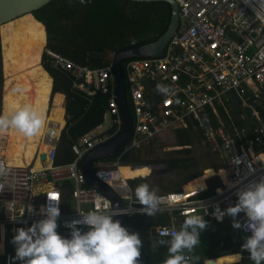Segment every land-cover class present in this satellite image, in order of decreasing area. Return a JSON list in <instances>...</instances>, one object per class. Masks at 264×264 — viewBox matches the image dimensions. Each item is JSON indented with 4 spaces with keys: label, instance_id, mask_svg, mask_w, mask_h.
<instances>
[{
    "label": "built area",
    "instance_id": "2783aa9c",
    "mask_svg": "<svg viewBox=\"0 0 264 264\" xmlns=\"http://www.w3.org/2000/svg\"><path fill=\"white\" fill-rule=\"evenodd\" d=\"M174 1L178 27L162 55L126 60L122 75L126 101L130 105L131 137L114 163L113 158L93 163L94 176L116 193L124 204L123 209L133 212L125 216L131 217L140 214L136 212L140 207L134 203L132 192L125 188L126 184L131 189L129 181L119 172L121 166H127L119 162L125 152L172 137L171 132L186 128L189 120L203 127L206 114L216 115L221 109L226 113L227 109L245 111L251 125L235 129L233 134L226 133L222 127L207 129V138L216 142L212 151L218 149L222 153L223 166L219 171H223L225 177L214 174L209 178H217L218 183L210 193L204 183L205 186L187 190L183 186L157 194L162 199L156 214L165 213L168 218V225L154 227L158 241L169 239L170 234L179 229L178 224L191 214L223 223L227 217L218 222L212 215L214 206L219 205L223 210L233 205L236 188H244L264 177V116L257 110L263 104L264 20L255 16L244 0ZM44 54L53 69L69 78L71 90L83 98L85 107L81 118L99 93L106 97V106L102 121L75 139L68 134L66 123L53 128L48 126L49 122L41 136L47 150L40 170L33 168L35 161L27 166L9 164L7 140L0 134V166L8 171L6 177H0V183L5 184L0 192V237L7 232L13 237L15 228H27L43 219L39 210L47 204L48 197L60 200L57 231L62 236L70 233L65 222L78 219L79 213L93 208L100 211L113 208L103 192L88 184L78 165L89 151L122 130L118 84L112 64L92 69L51 49L45 48ZM158 84L168 86L170 94H158ZM241 118L244 120L246 116ZM62 134L70 142L73 160L55 165ZM225 181L234 182L236 187L230 189ZM217 189H221L222 194H218ZM14 256L13 252L4 253L5 264H11L10 257Z\"/></svg>",
    "mask_w": 264,
    "mask_h": 264
},
{
    "label": "trees",
    "instance_id": "16d2710c",
    "mask_svg": "<svg viewBox=\"0 0 264 264\" xmlns=\"http://www.w3.org/2000/svg\"><path fill=\"white\" fill-rule=\"evenodd\" d=\"M32 16L45 28L47 49L49 48L60 54L62 53L70 60L82 66L86 65L90 68H102L108 64L106 59L104 60L102 53L103 50L117 53L124 48L154 42L164 34L170 22L171 7L167 2L159 1L134 2L131 0H83V2H81V0H73L72 5H68L66 0H53L40 9L32 12ZM63 19H65L66 22L62 27L60 25ZM54 27L57 28L58 35L64 39L66 43L65 45L68 46V51L67 49L53 45V32L51 31V28ZM134 40L137 42L133 43ZM69 47H71L72 50H70ZM45 57L46 55L43 54L41 66L52 79L51 94L58 92L65 95V100L67 102L66 114L68 134L75 139L78 136L89 132L91 129H94L100 123L99 120L104 113L106 97H103L104 100H100L101 98L97 100L96 97H93V102L89 111L81 118L83 111L82 104L84 102L83 98L71 90L70 80L61 72L52 69L50 65L46 63L47 59ZM125 63L126 61L121 64L122 74H124L123 69ZM262 99L263 104L259 106L257 110L260 115L264 116V95ZM70 104L72 105L71 107ZM127 107L130 109L129 103L127 104ZM220 111L222 112V109ZM207 115L208 113L206 116ZM245 125L250 126L251 123L246 120ZM208 126L216 127L217 122L215 120H213L212 123L208 122L205 129H202L197 126L195 120H189L186 128L176 129L171 132L176 146L189 147L182 148L173 153L171 152V154L175 153L179 155V157H183L182 159H179L175 155L174 157L163 160L146 161L138 155L139 150H135L127 153L125 152L119 158L121 165H127L121 166L119 170L124 175L126 181H128L129 179L146 177L159 173V169L155 165H164L168 174L172 175L181 174L179 165H182V169L184 170H193V168L200 165L202 167L200 168L199 173L193 174L192 172L189 175L187 174L180 177L176 189L178 190L183 186L184 189L195 186H205V179L203 176L205 172L196 179H194V177L200 174L202 170L208 168H213L215 170L219 169L221 166L217 161L219 159L211 151L208 144L206 145V148H202V152L196 159H193V156L189 157V155L192 152L195 143H202L205 139L204 131ZM69 149L70 142L66 139L65 134H62L60 139V150L63 152L64 160H60V157L56 158V165L69 163L73 160ZM148 170H150V172H148ZM174 171L175 174H173ZM155 181L157 182L158 180ZM141 183H145V181L135 179L129 182L131 189H135V187ZM217 185L216 178L210 179L208 193H210L211 189ZM157 189H161L160 185L157 186ZM171 191L173 190L164 189L157 194L168 193ZM132 196L135 199L133 192ZM205 220L208 221V223L214 222L208 219ZM158 224L168 225V218L165 213H158L150 217L137 214L132 217H126L125 219V227L131 229L130 232H138L140 234V238L143 242L141 257L146 264H163V261L168 255L167 247L160 246L156 243L158 239L155 237L154 227ZM152 230L154 236L150 234V231ZM235 230L236 235L222 239L219 242L218 253L216 252V254H213L210 257H221L239 253L238 249L244 242L243 237L245 234L239 229ZM203 247H205V244ZM248 256L249 254H243V259L240 264H247L245 259H248ZM234 262L235 259L232 262L229 261L224 264ZM249 262L250 263L248 264H253L252 261L249 260ZM196 264H202V262Z\"/></svg>",
    "mask_w": 264,
    "mask_h": 264
},
{
    "label": "clouds",
    "instance_id": "9594fccd",
    "mask_svg": "<svg viewBox=\"0 0 264 264\" xmlns=\"http://www.w3.org/2000/svg\"><path fill=\"white\" fill-rule=\"evenodd\" d=\"M244 3L252 9L255 16L264 20V0H244ZM156 91L167 96L171 89L158 84ZM44 126L43 115L28 105L8 114H0V131L14 129L26 137H33L40 133ZM3 136L7 140L8 136ZM35 159L34 153L32 161ZM44 161H40L41 167ZM158 166L162 168V165ZM7 175V169L0 166V177ZM132 180L135 178L128 181ZM209 180L206 178L204 183L209 185ZM225 183L230 189L236 187L234 182ZM4 187L5 184L0 183V192ZM125 188L133 192L134 203L140 207L136 212L140 215L154 216L159 210L162 198L148 183H141L135 189H129L125 184ZM217 193L222 194V190L217 189ZM234 195L236 199L233 205L223 210L219 205H215L212 215L218 222L230 217L232 227L245 233L241 252L246 251L253 264H264V177L244 188H236ZM59 205V199L48 197L47 204L42 205L39 210L43 219L34 221L27 228L19 227L13 230L14 235L10 242L14 246L15 256L10 257L11 261H19L20 264H142L140 257L143 242L140 234L130 232L119 220L114 219L115 216L131 215L133 212L119 208H112L111 211L93 208L79 213L78 219L65 222V227L70 229L69 236L65 237L57 231ZM240 214H243V217ZM180 224V228L173 231L169 239L156 242L167 247L168 255L163 264H190L189 254L194 253V249L201 243V233L208 227L204 216L197 214L186 216ZM242 259L241 253L235 254V264H240Z\"/></svg>",
    "mask_w": 264,
    "mask_h": 264
},
{
    "label": "bare ground",
    "instance_id": "6f19581e",
    "mask_svg": "<svg viewBox=\"0 0 264 264\" xmlns=\"http://www.w3.org/2000/svg\"><path fill=\"white\" fill-rule=\"evenodd\" d=\"M0 42L4 77L1 114H8L28 105L45 119L44 128L33 137H26L17 130L9 129L6 157L9 164L27 166L35 153L33 168L40 170L38 155L47 150V146L41 143V135L49 122L63 124V110L60 108L58 95L54 97L52 117L48 120L51 79L40 66L46 42L45 29L30 14H23L0 27ZM119 172L125 179L120 170ZM231 257L220 260L229 262Z\"/></svg>",
    "mask_w": 264,
    "mask_h": 264
},
{
    "label": "water",
    "instance_id": "95a60500",
    "mask_svg": "<svg viewBox=\"0 0 264 264\" xmlns=\"http://www.w3.org/2000/svg\"><path fill=\"white\" fill-rule=\"evenodd\" d=\"M51 1L53 0H0V27L6 22H9L23 14H30L32 16V12L40 9L41 7L45 6ZM131 1L167 2L171 7V19L164 34H162L155 42L147 45H140L132 48L131 47L126 48L121 50L115 55L114 60L112 62V69L118 84L117 98H118L119 110L123 122L122 130L113 139L104 142L101 145L94 148L93 150L89 151L78 164L88 184L91 187L103 192L112 201V205L114 209L115 208L123 209L124 205L120 201V199L118 198L115 192H113L111 189H109L104 184H102V182L99 181L94 176L93 163L100 159L119 157L123 151V148L125 147V145L130 140L131 137L132 120L129 115L127 101L125 97V84L121 72V64L129 59L152 58V57L161 56L163 53V49L167 44L171 34H173L178 27L177 4L174 0H131ZM0 57L2 60L1 42H0ZM100 96H102L100 93L97 94V97ZM101 121L102 119H100V122ZM39 159L40 161H44L45 155L43 153L39 154ZM155 166L159 169L160 172L161 166L158 165ZM153 176H157V174L147 176L146 178L139 177L135 179L144 180V179H150ZM114 219L119 220L122 226L125 227L124 215L115 216ZM183 221L184 220H182L181 223H183ZM204 264H214V260L210 259L206 261Z\"/></svg>",
    "mask_w": 264,
    "mask_h": 264
},
{
    "label": "crops",
    "instance_id": "0c3cea01",
    "mask_svg": "<svg viewBox=\"0 0 264 264\" xmlns=\"http://www.w3.org/2000/svg\"><path fill=\"white\" fill-rule=\"evenodd\" d=\"M66 3L68 4V5H72V3H73V0H66ZM171 19V18H170ZM66 21H65V19H63V21H62V23H61V25L60 26H62L63 27V25H64V23H65ZM57 27V26H56ZM56 27H54V28H51V31L53 32V35L54 36H56L57 38H59V41L58 42H55L54 41V37H53V35H52V40H53V45H56V46H58V47H61V48H63V49H67V51H68V46L67 45H65L66 43H65V41H64V39L63 38H61L59 35H58V30H57V28ZM45 29V28H44ZM45 35H46V32H45ZM137 41L136 40H134L133 41V43H136ZM155 42V41H154ZM151 43H153V42H151ZM150 44V43H149ZM144 45H147V44H144ZM46 46H47V36H46V45L44 46V48H43V50L46 48ZM135 46H140V45H135ZM135 46H132V47H135ZM131 47V48H132ZM70 48V50H72V48L71 47H69ZM128 48H130V47H128ZM49 49V48H48ZM124 49H126V48H124ZM52 50V49H51ZM123 50V49H122ZM54 51V50H53ZM121 51V50H120ZM120 51H118V52H120ZM55 52H57V51H55ZM117 52V53H118ZM59 53V52H58ZM103 56H104V60L106 59V61L108 62V64L107 65H111L112 64V62H113V60H114V57H115V55L117 54V53H114V52H109L108 50H103ZM62 54V53H61ZM42 55H43V52H42ZM42 55H41V59H42ZM62 55H64V54H62ZM64 56H66V55H64ZM67 57V56H66ZM46 58V57H45ZM68 58V57H67ZM41 59H40V62H41ZM47 59V58H46ZM69 59V58H68ZM136 59V58H135ZM129 60H131V59H129ZM72 61V60H71ZM74 62V61H73ZM46 63H48L49 65H50V63H49V61H48V59L46 60ZM106 65V66H107ZM40 66H41V63H40ZM86 66V65H85ZM42 67V66H41ZM50 67L52 68V66L50 65ZM90 68V67H89ZM43 69V68H42ZM53 69V68H52ZM92 69H98V68H92ZM44 70V69H43ZM55 70V69H54ZM45 71V70H44ZM60 72V71H59ZM62 73V72H61ZM62 74H64V73H62ZM65 75V74H64ZM49 76V75H48ZM66 76V75H65ZM67 77V76H66ZM68 78V77H67ZM51 79V78H50ZM69 79V78H68ZM2 88H3V86H2ZM51 89H52V79H51ZM56 95H58V96H60V101H61V103H60V108H61V110H63V114H62V120H63V123H66V125H67V114H66V104H67V102H66V100H65V95L63 94V93H54V94H51V92H50V99H49V105L51 104V102H52V105H53V101H54V96H56ZM97 98V100L98 99H100V100H104L103 99V96H100V97H96ZM2 100V99H1ZM2 102H0V104H1ZM72 105L70 104V107H71ZM105 106H106V102H105V104H104V109H105ZM261 106V105H260ZM50 107V106H49ZM52 107V106H51ZM85 107V103L83 102V104H82V110H83V108ZM229 110V113L227 112H225V111H223L222 110V112L221 111H219L216 115H214V114H208L207 116H206V118H205V120H204V126L203 127H201L202 129H205V126H206V124H208V122L209 123H212V121L213 120H215L216 122H217V126L216 127H213V126H208V128L209 127H212V128H214V129H217V128H220V127H222L224 130H225V132L226 133H228V134H233L234 133V130L235 129H238V128H240V127H246V125H245V123H246V120H247V113L245 112V111H241V110H234V109H228ZM222 113H224V114H222ZM243 115H245L246 116V118H244V120L241 118V116H243ZM101 119V118H100ZM100 121V120H99ZM60 123H54V122H50L49 124H48V126H51L52 125V127L53 128H56V126L57 125H59ZM54 125V126H53ZM197 126H199L198 125V123H197ZM200 127V126H199ZM207 128V129H208ZM207 129L204 131V136H205V139L202 141V143H195V144H200L201 146H202V148H206V145L208 144L209 146H210V148H211V151H212V148L214 147V146H216V142H214L213 140H209L208 138H207V136H206V131H207ZM211 142H213L214 143V145L213 146H211ZM204 146V147H203ZM186 147V146H185ZM194 147V146H193ZM138 151V150H137ZM213 153H214V155L219 159V160H217L218 162H219V164L221 165L220 166V168L223 166V157H222V153L218 150V149H216V150H214V151H212ZM197 156L198 155H196V154H194L193 153V159H196L197 158ZM60 157V160H64V157H63V152L60 150V144H59V149H58V151H57V154H56V158H59ZM56 160V159H55ZM113 163H114V161H113ZM202 166H200V165H198L197 167H195V168H193V174H195V173H199L200 172V168H201ZM179 170H180V172L183 174V175H185L183 172H184V169H182V165H179ZM203 171V170H202ZM202 171H201V173L200 174H198V175H196V177H194V179H196L197 177H199V176H201L203 173H202ZM159 173H164L162 176H160V177H157V176H153V177H155V178H150V179H144L143 181H145V183H148L149 185H150V187H151V189H153V190H155V189H157V186L158 185H160V187H161V179H163V178H165L167 175H169L168 174V171H167V169L164 167V165H162V168H161V171L159 172ZM192 173V172H191ZM218 173V175L220 176V177H223L224 178V173H223V171H219V172H217ZM173 174H175V171L173 172ZM187 174H190V169H188L187 170ZM150 176V175H149ZM143 178H146V177H143ZM193 179V180H194ZM155 180H158L157 182L155 181ZM179 180L180 179H177V182H176V184H175V186L179 183ZM162 187H163V185H162ZM162 187H161V189L159 190V191H157V193H159V192H161V191H163L164 189H162ZM180 224H178V227L180 228ZM129 231H131V229H128ZM150 234L152 235V236H154V234H153V230L152 231H150ZM68 236V235H67ZM66 237V236H65ZM11 239H12V236L10 235V233L9 232H7V233H3L2 235H1V237H0V264H4V253H15V249H13V245H12V243L10 242L11 241ZM9 246H11V247H9ZM9 247V248H8ZM195 250V249H194ZM238 251H239V253H241V250L240 249H238ZM218 253V252H217ZM244 253H247V252H244ZM216 254V253H215ZM190 255V254H189ZM192 255H193V253L191 254V261H190V264H196V263H198V262H195V263H193L192 261H193V258H192ZM241 255H242V257H243V254L241 253ZM142 256V255H141ZM230 256H232L231 257V260H230V262H232L234 259H235V254H231V255H226V256H221V257H207V258H205L203 261H201L202 262V264H204L206 261H208V260H210V259H213L214 260V264H224V263H227V262H224V261H221L220 260V258H225V257H230ZM140 259H141V261H142V264H146L145 263V261H144V259L142 258V257H140ZM241 262V261H240ZM11 264H17V262L15 261V262H12ZM229 264H233V263H229ZM234 264H235V262H234Z\"/></svg>",
    "mask_w": 264,
    "mask_h": 264
},
{
    "label": "rangeland",
    "instance_id": "374dc122",
    "mask_svg": "<svg viewBox=\"0 0 264 264\" xmlns=\"http://www.w3.org/2000/svg\"><path fill=\"white\" fill-rule=\"evenodd\" d=\"M46 45V42H45ZM44 52V51H43ZM3 73V71H2ZM4 81V78H3ZM264 95V91H263ZM0 96H3V88H0ZM55 97V96H54ZM2 102V100H1ZM49 112H48V120L51 119V111L54 109V101L53 105L52 102L49 105ZM52 106V107H51ZM2 111V103L0 104V114ZM227 112L229 113V110L227 109ZM58 117H60V114H57ZM101 128H104V125L102 124ZM0 134L3 135H9V129L5 131H0ZM7 142H8V137H7ZM42 143V142H41ZM211 146L214 145L213 142L210 143ZM181 148H189V147H179L176 146L175 141L173 140V136H168L167 139L161 140L157 143L154 144H149L148 147H144L138 151V155L142 157L144 160H163L166 158H171L174 157L175 155L179 158L182 159L183 157H179L177 154H171L174 151L180 150ZM202 152V146L200 144H195L194 147L192 148V152L190 153L189 157L193 156V153L196 155H199ZM115 161V159H113ZM151 165V164H147ZM193 172V170H190V173ZM204 179L210 178L214 174H218L216 171H213V169L208 168L202 171ZM185 175H187V170H184L183 172ZM164 173H157V177L162 176ZM182 173L179 175H172L169 174L165 178L161 179V187L163 185V189H170V190H177L176 189V182L177 179H180V177L185 176ZM189 175V174H188ZM147 177V176H146ZM163 177V176H162ZM143 178V177H142ZM155 178V177H151ZM196 187V186H195ZM192 188V187H190ZM175 189V190H174ZM189 189V188H187ZM185 189V190H187ZM155 191H159V189H155ZM241 217H243V214H240ZM236 235V230L232 227V219L228 217L226 221L220 225L216 224L214 222H209L208 227L206 230H204L201 235H200V241L201 243L195 248L194 253L192 255L193 258V263L195 262H201L205 258L215 254L216 252L219 251V242L224 239L228 238L229 236H235ZM205 244V247L203 245ZM203 247V248H202ZM242 254H245L244 252H241ZM248 254V253H246ZM245 262L248 264L250 263L248 259H245ZM234 264V263H233Z\"/></svg>",
    "mask_w": 264,
    "mask_h": 264
},
{
    "label": "flooded vegetation",
    "instance_id": "af4514ba",
    "mask_svg": "<svg viewBox=\"0 0 264 264\" xmlns=\"http://www.w3.org/2000/svg\"><path fill=\"white\" fill-rule=\"evenodd\" d=\"M71 1V0H70ZM53 37H54V41L55 42H58L59 41V38H57L56 36H54L53 35ZM47 49V48H46ZM3 73H2V60H1V57H0V88L2 89V86H3V84H4V81H3ZM1 99H2V97L0 96V102H1ZM165 167V166H164Z\"/></svg>",
    "mask_w": 264,
    "mask_h": 264
}]
</instances>
